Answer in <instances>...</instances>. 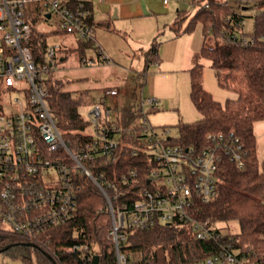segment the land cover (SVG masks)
Masks as SVG:
<instances>
[{
  "label": "built area",
  "instance_id": "built-area-1",
  "mask_svg": "<svg viewBox=\"0 0 264 264\" xmlns=\"http://www.w3.org/2000/svg\"><path fill=\"white\" fill-rule=\"evenodd\" d=\"M162 1L168 4L171 0ZM237 3L243 8L253 3L264 10V0H237ZM48 14L59 17V28L64 31L94 40L95 29L87 21L91 11L83 3L74 6L71 0H0V231L14 235L22 242L41 244L40 235L51 227L66 224L75 216L81 188L75 175L79 172L89 177L106 197L111 216L107 237L114 244L118 264H128L120 250L128 231L166 222L186 225L198 239L218 244L209 256L185 264H253L235 245L233 236L229 240L225 238L226 232L218 222L196 215L198 204L217 196L222 160L218 147L221 145L223 155L237 167H242L245 160L241 144L229 147L221 141L219 146L202 148L172 144V137L161 135L167 131L163 129L158 133L142 113L146 103L156 107L159 99L141 96L140 106L135 107L141 113L133 126L125 129L100 127L107 119L99 121L103 110L97 104L89 112V120L99 127L97 132L79 151L73 152L68 147L50 109L46 82L55 65L51 59L61 46H46L44 61H39L31 45L30 16L47 17ZM242 24L244 19L236 26L245 32ZM241 38L244 43L257 40L253 34ZM258 38L264 39V35ZM97 50L102 55L100 49ZM83 61L89 65L109 62L104 56L85 57ZM8 92L18 93L21 97L4 101ZM119 93L118 87L107 88L101 102L105 103L108 96ZM110 114L108 107L104 115ZM122 129L129 133L139 132L138 145L132 153L136 155L143 148L156 163L146 185L140 189L137 170L123 174L120 183L131 187L127 192L109 179L101 184L88 167L96 159L110 162L117 158ZM117 132L120 135L116 138ZM61 148L74 161L72 165L62 162L61 157L45 156L47 152ZM51 167L58 171L57 180L51 175ZM71 250L83 255L86 261L93 262L94 256L98 255L95 246L88 243H75Z\"/></svg>",
  "mask_w": 264,
  "mask_h": 264
},
{
  "label": "trees",
  "instance_id": "trees-1",
  "mask_svg": "<svg viewBox=\"0 0 264 264\" xmlns=\"http://www.w3.org/2000/svg\"><path fill=\"white\" fill-rule=\"evenodd\" d=\"M71 2L74 6L83 3L92 13L93 0ZM193 3L198 8L186 27L180 31L187 16L179 11L181 16L174 29L178 33H190L197 23L202 25L204 41L194 53V65L190 69L191 100L201 116L193 122L180 123L179 134L174 140L178 144L198 148L210 145L216 147L221 141L229 147L238 143L243 146L245 163L242 167H237L223 155L221 145L218 147L222 160L217 196L209 202L198 204L196 215L213 218L216 222L237 221L239 231L226 233L225 238L229 240L233 236L235 245L243 250L253 264H264V158L259 159L255 133V124L264 120V39L258 38L264 35V10L257 11L253 30L247 33L241 32L236 26L244 16L228 1L193 0ZM87 21L94 29L105 26L102 22L95 23L92 14ZM250 34L257 36V40L244 43L241 36ZM209 38L213 39V46L206 45ZM45 41V37L41 38L33 29L31 45L39 61H44ZM78 42L82 52L86 48L96 47L94 40L79 37ZM160 43L155 41L147 51L148 65L158 61ZM203 59L208 60L215 69L219 85L236 92V98H228L223 103L204 87ZM53 72L50 71L46 80L50 109L68 147L77 152L93 137V133L87 131L91 121L84 118L79 109L86 98L83 95L74 97L66 89L68 80L57 78ZM140 113L138 109L130 108L116 121H104L100 127L125 129L133 126ZM139 135V132L135 134L134 131L129 133L123 130L117 160L105 162L96 159L88 164L91 173L101 184L109 179L127 192L131 187L120 183L121 176L135 169L139 174V189L146 185L156 163L143 148L136 155L132 153L134 146L138 145ZM45 156L61 157V161L69 165L74 163L64 148L47 152ZM75 176L81 185L75 216L66 224L49 228L39 236L41 244L35 247L0 231V249H4L2 253L20 256L24 264H93L71 250L75 243H88L95 246L100 264H118L114 244L107 237L111 216L106 197L89 177L79 172ZM217 245L213 241L198 239L192 228L186 225L166 222L128 231L120 250L128 264H185L209 256L217 249Z\"/></svg>",
  "mask_w": 264,
  "mask_h": 264
},
{
  "label": "rangeland",
  "instance_id": "rangeland-1",
  "mask_svg": "<svg viewBox=\"0 0 264 264\" xmlns=\"http://www.w3.org/2000/svg\"><path fill=\"white\" fill-rule=\"evenodd\" d=\"M228 1L239 14L244 16L243 30L247 33L252 32L255 22V14L260 8H262V6H257L252 3L249 4L247 8H243L237 3V0ZM172 2L178 3V7L174 9L175 14H177L178 9H183L187 16L182 25V28L184 29L197 11L198 7L191 0H173ZM30 18L33 29L41 38L43 36L45 37V42L48 47L57 44L61 46L56 51V56L51 59L55 63L53 71L59 67L62 68L79 65L82 51L79 47L78 33L66 32L59 28V17L56 14H53L50 18L36 17L34 15L30 16ZM171 19H173V22L175 21V18L172 17ZM162 23L163 22H161V24ZM169 27L170 25H168V28ZM185 34L190 36L191 39L201 47L204 41V36L202 33V25L200 23L196 24L192 32ZM164 36L165 32L161 34L160 39H163ZM206 45L213 46V39H207ZM93 50L94 48L90 47L85 51L88 54ZM165 56L166 52L164 51V57ZM62 57H65V60H62ZM202 62L204 64V87L211 92L217 100L223 103L228 98H236L238 96L236 92L227 90L219 85L216 72L213 67L210 66L208 60L203 59ZM159 65L160 64H156L157 71L154 72L153 67L155 64H152L148 69L147 74L143 76H138L136 73H132L129 79H127V85L125 86L126 89H123L125 94L121 93L118 96H108L105 103H102L100 100L101 91L99 89H92L91 97L86 95V98H89V100L83 102L79 108L81 114L84 118L90 119L89 112L99 104L103 110V115L99 121L103 122L105 119L116 121L122 115L123 107L135 108L140 106L141 96L156 97L159 99V105L153 107L146 103L144 105V112L142 113H144L150 123L157 128L158 133H162V130L165 129L167 133L161 135L166 138L172 137L170 143H177L174 140V137L179 134V124L193 122L199 119L201 114L191 100L190 70H164L160 72ZM80 95L81 93L78 91L73 92V96L76 98ZM18 96L21 97L18 93L8 92L3 99L8 102L10 99H14ZM1 97H4V95ZM90 98L93 99L92 101L94 102H91ZM108 107L111 108V114L106 117L104 114ZM87 131L94 134L97 132L96 126L93 122H91ZM255 133L258 143V156L259 159L262 160L264 158V120L258 121L255 124ZM119 135L120 132L115 133L116 138L119 137ZM50 171L51 175L55 178L54 180H57L59 178L57 169L51 167ZM218 225L226 233H236L240 229L239 223L233 220H221L218 221ZM0 264H24V262L20 256L0 253Z\"/></svg>",
  "mask_w": 264,
  "mask_h": 264
},
{
  "label": "crops",
  "instance_id": "crops-1",
  "mask_svg": "<svg viewBox=\"0 0 264 264\" xmlns=\"http://www.w3.org/2000/svg\"><path fill=\"white\" fill-rule=\"evenodd\" d=\"M172 1L165 4L162 0H93V20L95 23H105V26L95 28L96 47L88 54L85 51L87 48L82 52L79 65L56 68L55 76L68 80L66 89L72 93L78 91L85 98L91 97L92 89H99L101 100L105 90L110 87H118V95L125 94L123 89H126L131 74L146 75L152 64H155L154 72L157 71L156 64H160V72L190 70L194 65V53L200 49V45L185 32L178 33L174 29L181 16L179 11L184 10L178 9L175 14L178 3ZM172 17L175 18L174 22ZM163 32L165 36L160 39ZM155 41L161 42L158 61L148 65L146 53ZM98 48L102 55L98 53ZM103 56L109 62L89 65L83 61L85 57L97 59ZM123 108L122 112L130 109Z\"/></svg>",
  "mask_w": 264,
  "mask_h": 264
},
{
  "label": "water",
  "instance_id": "water-1",
  "mask_svg": "<svg viewBox=\"0 0 264 264\" xmlns=\"http://www.w3.org/2000/svg\"><path fill=\"white\" fill-rule=\"evenodd\" d=\"M47 17H50V15L48 14V16ZM29 245H31V246H33V247H35L36 245H34V244H29ZM9 248V246L8 247H6L5 248V250L6 249H8ZM4 251V249L2 250V249H0V253H2ZM93 264H99V255H95L94 256V259H93Z\"/></svg>",
  "mask_w": 264,
  "mask_h": 264
}]
</instances>
